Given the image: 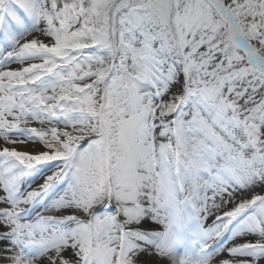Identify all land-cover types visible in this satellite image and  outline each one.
Segmentation results:
<instances>
[{
  "label": "snow or ice",
  "instance_id": "obj_1",
  "mask_svg": "<svg viewBox=\"0 0 264 264\" xmlns=\"http://www.w3.org/2000/svg\"><path fill=\"white\" fill-rule=\"evenodd\" d=\"M0 264H264V0H0Z\"/></svg>",
  "mask_w": 264,
  "mask_h": 264
}]
</instances>
